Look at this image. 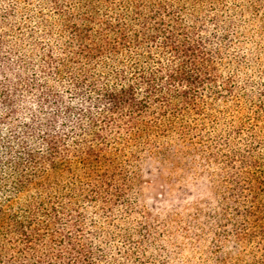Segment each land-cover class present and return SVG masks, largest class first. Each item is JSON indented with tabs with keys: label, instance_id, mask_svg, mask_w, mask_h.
Masks as SVG:
<instances>
[{
	"label": "trees",
	"instance_id": "1",
	"mask_svg": "<svg viewBox=\"0 0 264 264\" xmlns=\"http://www.w3.org/2000/svg\"><path fill=\"white\" fill-rule=\"evenodd\" d=\"M199 1L0 0V264H170L147 257L115 163L208 125L230 127L222 263L264 264V31H241L264 0L233 13L239 32Z\"/></svg>",
	"mask_w": 264,
	"mask_h": 264
},
{
	"label": "rangeland",
	"instance_id": "2",
	"mask_svg": "<svg viewBox=\"0 0 264 264\" xmlns=\"http://www.w3.org/2000/svg\"><path fill=\"white\" fill-rule=\"evenodd\" d=\"M211 1L196 3L197 14L212 16ZM246 1L215 0L224 11L219 13L230 14L226 19L233 18L230 23L235 24L237 32L240 28L233 13H239ZM243 17L244 21L250 19V11L246 10ZM241 31L247 35L255 31L261 36L264 26L252 23ZM223 70L228 73L225 66ZM225 114H230V109ZM211 129L208 125L201 134H189L183 142L172 135L165 150L157 145L148 153L130 149L140 156L129 157V163H115L136 183L135 206L131 209L135 210L134 221L150 230V260L162 261L167 254L170 264L230 263V127L220 125L215 132ZM125 225L122 223L121 231L127 228Z\"/></svg>",
	"mask_w": 264,
	"mask_h": 264
}]
</instances>
